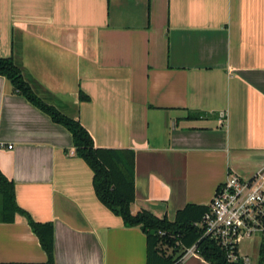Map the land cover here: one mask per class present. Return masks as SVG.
<instances>
[{
  "label": "crops",
  "instance_id": "obj_1",
  "mask_svg": "<svg viewBox=\"0 0 264 264\" xmlns=\"http://www.w3.org/2000/svg\"><path fill=\"white\" fill-rule=\"evenodd\" d=\"M0 57L96 148L133 152L132 214L173 222L264 168V0H0ZM0 173L52 225L54 264L147 263L145 233L97 199L70 132L3 76ZM4 217L0 196V264H47L26 217ZM238 254L264 264V235Z\"/></svg>",
  "mask_w": 264,
  "mask_h": 264
},
{
  "label": "trees",
  "instance_id": "obj_2",
  "mask_svg": "<svg viewBox=\"0 0 264 264\" xmlns=\"http://www.w3.org/2000/svg\"><path fill=\"white\" fill-rule=\"evenodd\" d=\"M0 76L10 82L14 92L25 97L54 123L62 125L70 132L75 155L92 171V186L97 199L113 214L119 216L125 226L140 227L145 233L146 264H179L186 250L193 246L197 254L210 264H246L242 260L228 261L215 242L202 237L203 231L196 224L201 221L208 207L187 206L177 212L173 222L166 218L159 219L143 210L132 214L130 206L134 201L133 152L96 148L91 136L79 121L61 114L33 93L11 58L0 57ZM0 196L5 213L4 220H12L15 214L25 216L47 256V264H54L52 225L33 221L27 212L16 204L14 184L1 173ZM151 232H154V235ZM166 250L172 252L169 254ZM258 264H262L261 260Z\"/></svg>",
  "mask_w": 264,
  "mask_h": 264
},
{
  "label": "built area",
  "instance_id": "obj_3",
  "mask_svg": "<svg viewBox=\"0 0 264 264\" xmlns=\"http://www.w3.org/2000/svg\"><path fill=\"white\" fill-rule=\"evenodd\" d=\"M196 226L202 229L203 238L215 242L228 261L249 264L238 254V245L243 239L264 235V168L247 179L229 174ZM194 253L195 246L184 256Z\"/></svg>",
  "mask_w": 264,
  "mask_h": 264
},
{
  "label": "rangeland",
  "instance_id": "obj_4",
  "mask_svg": "<svg viewBox=\"0 0 264 264\" xmlns=\"http://www.w3.org/2000/svg\"><path fill=\"white\" fill-rule=\"evenodd\" d=\"M166 251H167L168 253H170V252H169L170 250H166Z\"/></svg>",
  "mask_w": 264,
  "mask_h": 264
},
{
  "label": "water",
  "instance_id": "obj_5",
  "mask_svg": "<svg viewBox=\"0 0 264 264\" xmlns=\"http://www.w3.org/2000/svg\"><path fill=\"white\" fill-rule=\"evenodd\" d=\"M152 235H154V232H151Z\"/></svg>",
  "mask_w": 264,
  "mask_h": 264
}]
</instances>
